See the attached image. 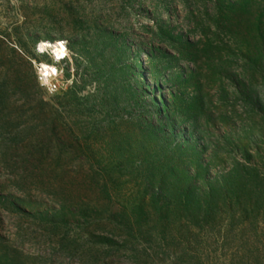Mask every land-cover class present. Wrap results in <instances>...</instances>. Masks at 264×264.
Instances as JSON below:
<instances>
[{"label": "rangeland", "instance_id": "374dc122", "mask_svg": "<svg viewBox=\"0 0 264 264\" xmlns=\"http://www.w3.org/2000/svg\"><path fill=\"white\" fill-rule=\"evenodd\" d=\"M44 40L70 52L59 93ZM247 155L264 170V0H0V264H144L124 223Z\"/></svg>", "mask_w": 264, "mask_h": 264}, {"label": "trees", "instance_id": "16d2710c", "mask_svg": "<svg viewBox=\"0 0 264 264\" xmlns=\"http://www.w3.org/2000/svg\"><path fill=\"white\" fill-rule=\"evenodd\" d=\"M170 196L158 219L123 225L126 244L134 240L137 228L147 232L140 240L144 264L153 263L156 250L174 241L185 243L182 254L190 264H264V170L250 156L223 173L217 185L186 186L176 197ZM157 224L159 232L149 228ZM173 225H183L188 238L176 230L168 233L167 226ZM155 244L161 247L151 253Z\"/></svg>", "mask_w": 264, "mask_h": 264}, {"label": "built area", "instance_id": "2783aa9c", "mask_svg": "<svg viewBox=\"0 0 264 264\" xmlns=\"http://www.w3.org/2000/svg\"><path fill=\"white\" fill-rule=\"evenodd\" d=\"M66 42V41H65ZM67 45V43H66ZM68 48V45H67ZM68 54H70L69 49H68ZM70 55H67L61 62L59 63H54L51 60L49 61H45L48 62L50 64L54 63V66L56 67V73L52 74V75H46L44 72H42L41 70V64L40 62H33V65L35 67V71L37 74V77L39 79V82L41 84V86L43 88H45V90L50 93V94H54V93H59L60 91L64 90L68 84V81L64 79L63 77V67L62 65L65 64L66 62H70Z\"/></svg>", "mask_w": 264, "mask_h": 264}, {"label": "bare ground", "instance_id": "6f19581e", "mask_svg": "<svg viewBox=\"0 0 264 264\" xmlns=\"http://www.w3.org/2000/svg\"><path fill=\"white\" fill-rule=\"evenodd\" d=\"M38 52H42L40 54H45V52L47 54L50 55L51 60L54 63H59L61 62L68 54V48L66 45V42H59V41H50V40H44L42 41L39 46L37 47ZM51 52L52 55L50 53ZM54 57V58H53ZM43 62H40L41 64V70L42 72H44L46 75H52L56 73V67L53 64H50L48 62H44V63H48V64H42Z\"/></svg>", "mask_w": 264, "mask_h": 264}]
</instances>
